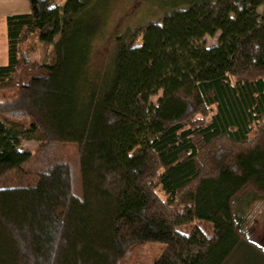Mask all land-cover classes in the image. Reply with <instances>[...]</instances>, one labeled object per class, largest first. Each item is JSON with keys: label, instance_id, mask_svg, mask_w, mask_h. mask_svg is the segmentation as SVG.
Wrapping results in <instances>:
<instances>
[{"label": "trees", "instance_id": "16d2710c", "mask_svg": "<svg viewBox=\"0 0 264 264\" xmlns=\"http://www.w3.org/2000/svg\"><path fill=\"white\" fill-rule=\"evenodd\" d=\"M53 1L6 19L0 181L36 182L0 187V264H138L157 245L142 263L264 264L242 216L264 203V0H144L111 35L106 0Z\"/></svg>", "mask_w": 264, "mask_h": 264}, {"label": "rangeland", "instance_id": "374dc122", "mask_svg": "<svg viewBox=\"0 0 264 264\" xmlns=\"http://www.w3.org/2000/svg\"><path fill=\"white\" fill-rule=\"evenodd\" d=\"M65 0H54L53 4L62 6ZM107 6L105 11H107V18H109L108 30L110 35L117 32L123 25L130 24L135 25L136 23L145 20L150 17V5L148 2L144 1H133V0H106ZM103 4V5H106ZM263 7L261 6L257 9L259 15L262 14ZM108 22V21H107ZM109 38L107 37L104 41L97 42V57L99 59L104 57L106 49L109 46ZM219 38V33L214 37H205V43L207 48H211L217 45ZM26 49L30 52L31 58L34 62L37 63H47L52 59V48L47 45H43L38 41V35L33 34L25 44ZM162 93L159 92L157 96L151 99V103L156 106L158 99L161 97ZM23 149L28 150L32 155L36 156L38 152L39 144L35 141H25L20 144ZM52 154V151H51ZM55 154L57 157L67 160L70 164V171L74 180V187L77 182V148L72 145H64L61 147L56 146ZM38 163V162H37ZM41 165L42 161L39 162ZM44 164V163H43ZM34 165V163H33ZM29 171H33V168H30ZM15 176L12 173L6 174L0 181V187H14V186H32L35 184L36 180L34 177H20ZM28 180H25V179ZM243 218H244V231L247 235L249 241L253 242L259 246L264 251V203H253L250 206L243 208ZM159 245L157 246H148L145 247L143 256V261H148V258L151 259L159 254ZM149 249V250H148ZM141 260V259H140ZM151 261V260H150ZM139 262L138 264H144ZM234 263H236L234 261ZM243 263L251 264L243 258ZM136 264V263H135ZM237 264H240V260Z\"/></svg>", "mask_w": 264, "mask_h": 264}, {"label": "crops", "instance_id": "0c3cea01", "mask_svg": "<svg viewBox=\"0 0 264 264\" xmlns=\"http://www.w3.org/2000/svg\"><path fill=\"white\" fill-rule=\"evenodd\" d=\"M29 11L27 0H0V67L7 64V26L10 15L24 14Z\"/></svg>", "mask_w": 264, "mask_h": 264}]
</instances>
